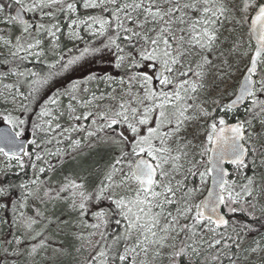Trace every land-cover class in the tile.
<instances>
[{
	"label": "snow or ice",
	"instance_id": "snow-or-ice-1",
	"mask_svg": "<svg viewBox=\"0 0 264 264\" xmlns=\"http://www.w3.org/2000/svg\"><path fill=\"white\" fill-rule=\"evenodd\" d=\"M13 4L17 7L14 15L8 12ZM63 4L64 0H0V23L22 26L21 35L15 38V43L4 40L5 45L15 49L11 51L13 57L25 53V56H19L23 60L27 55H40V52L31 51L41 45L40 39L37 38L34 43L26 45L23 42L26 36H31L33 30L37 34L44 32L54 39H58L57 32L60 30L57 23L50 26L44 23L33 25L25 20L21 13H34L39 10L42 17L52 16L51 12L43 10L60 5L59 10L63 11ZM109 4L112 5L111 9L107 7ZM66 7L69 13L76 12L74 2L67 3ZM83 7H100L105 12L110 11L107 18L87 16L79 20V23L91 29L92 35L107 36L103 48L115 49L118 53L115 67H125L128 76L127 81H116L111 76L103 77L106 81L119 83L122 91L123 85L128 84L126 98L120 96L118 99L116 95L108 97L113 101L118 100L115 108L108 106L104 111L89 110L70 116V119L75 121H87L91 118L94 128L86 129L80 125L64 129L65 132L86 131L88 137H95L107 128L113 134L105 133L101 142L118 149V154L105 170L95 199L111 200L123 218L125 228L123 234L113 241L112 246L101 248L91 260L95 264H137V257L143 253L145 259L141 260L140 264H222L218 248L222 246L228 249L223 255L230 260V264H237V260L232 259L236 254L231 249L232 245L240 247V234L237 232L234 239L232 235L220 231L226 230L230 224L229 219L222 214L221 208L226 207L228 213L246 211V205L254 209L255 204H251L247 198H254L258 187L257 175L264 180V173L258 172L259 168H264V0H242L240 5L233 4L231 7L226 0H84ZM236 12L239 15H236ZM233 20L241 29L245 26L247 28V49H243L245 33L236 35V27L224 29V24ZM77 23L78 20L73 19L69 27ZM93 25H99L98 29ZM222 30L228 33L223 39ZM70 36L82 38L75 31H71ZM125 46L134 49V52H125ZM248 49H251L252 54L238 86L233 90L234 98L223 104L220 110L231 113L238 111L239 105L245 104V112L251 115L252 119L247 116L243 119L237 117L235 123L229 124L223 116L219 117L218 121L213 118L204 130L205 139L199 140V128L189 133L185 123L192 119L187 115L193 107L188 101L194 100L195 94L205 88L206 74L216 67L215 60H219L221 56L226 57L220 60V64L235 67L229 64L227 57L237 52H240L242 57H247ZM99 51L100 48L85 47L81 56L70 59L64 68L81 59L84 53ZM193 58L196 60L195 69L192 67ZM148 68L154 71L149 74L146 71ZM190 73L195 79L189 76ZM222 74L228 75L226 72ZM95 78L89 77L90 80ZM154 80L158 81V88L154 86ZM33 83H46V79ZM75 87L74 85L73 91ZM133 88L138 90L134 92ZM72 99L75 100L76 97L73 96ZM96 99L98 98L93 94L92 99L83 103L90 106ZM50 102L57 103L55 99ZM203 103H208V100L205 99ZM212 103L219 106L220 102L213 99ZM196 107L204 116L213 115L199 105ZM68 108L71 113L76 112L71 103ZM40 116L49 117L52 112L42 108ZM256 118H259L260 131L253 127V119ZM52 119L56 117L52 116ZM3 121L8 127L0 130V154L17 160L23 168V157L30 155L21 140L26 121L10 113L3 116ZM97 121L103 123L97 124ZM153 122L154 126H151ZM47 123L51 126L52 121ZM117 126L126 127L131 138L125 135L124 131L115 135ZM40 127L39 124L33 125L34 134L35 129ZM56 127L59 128L60 125L57 124ZM142 127L146 128L143 133ZM165 128L167 130L162 131ZM181 132L184 133L183 136ZM189 134L192 135V140L187 141L183 147L178 144L176 154L173 155L167 141L173 138L183 140ZM32 143L35 144L36 141L33 140ZM80 143V140L72 141L73 148L78 147ZM189 145L194 149L199 148L198 155L201 160H196L194 154L192 167L186 170L182 180L173 184L175 177L170 173L179 172L183 168L180 161L182 157L188 156V152L183 148ZM204 157H207L206 161L203 160ZM41 159V155L36 153V160ZM225 163L233 165L237 174L244 175L246 182L241 185V191H236V182L227 178L230 173L224 167ZM166 165H171L170 170L166 169ZM201 166L203 170H200ZM32 167L35 168L36 165L33 163ZM249 168L253 172L251 176L243 173V170ZM39 171L43 173L45 169L41 167ZM189 176H198L199 185L188 186ZM209 178L211 185L207 188V194L197 200ZM38 183V180L32 181L34 185ZM20 187L26 188L27 185L22 184ZM68 188L74 190L73 197L77 195L75 190H78L80 202L77 205L73 199V207H78L81 215H84L87 211L86 202L93 199L92 194H86L84 184L75 180H69L60 191ZM117 189H123V194L117 192ZM261 191L264 192V187ZM106 193L110 195L106 196ZM5 194L7 189L0 187V195ZM242 200L244 203H240ZM106 215L103 210L93 213L98 223L92 224L91 227L99 228L101 223H107ZM35 223V220L29 219L27 227L31 228ZM119 223L117 220V224ZM207 234H211L209 239H205ZM101 236L103 238V234ZM120 240L125 242L122 252L115 247ZM128 241H132L130 246ZM17 243L20 241L17 240ZM44 246V241L38 246L33 245L29 254L37 253L38 247ZM208 250L215 252L201 260ZM257 250L251 249L253 253ZM260 251L264 253V249ZM260 264H264V255L260 257Z\"/></svg>",
	"mask_w": 264,
	"mask_h": 264
},
{
	"label": "rangeland",
	"instance_id": "rangeland-1",
	"mask_svg": "<svg viewBox=\"0 0 264 264\" xmlns=\"http://www.w3.org/2000/svg\"><path fill=\"white\" fill-rule=\"evenodd\" d=\"M9 0H5V2H8ZM229 7H231L233 4L240 5L242 3V0H226ZM84 0L82 1L81 7L76 6V12L75 13H69L67 10V7L64 8L63 11H60L56 13V15L52 16H44L45 19L41 20L39 16H37L33 12H26L28 17L33 16L34 21L31 20V24L35 25L37 23H44L46 26H50L52 23H57L59 25V31L57 32L58 39H54L51 36H48L46 33L41 32L39 34V38L36 37L35 39H40L42 41L41 45L37 48L32 49L31 51L33 53L40 52L39 56L36 55H27V58L34 59L35 62L38 63H45L49 66L53 67L54 69H59L53 73L52 71L49 73V79L47 78L46 83L41 84H35V86L32 84V82L36 81L37 79L34 78V75H32L31 71L24 72V75H20L16 72H11L12 67L8 72L2 71L0 72V124H5L3 121V116L7 114H11L15 117H19L20 119H24L26 121L24 127V134L28 133L31 126L33 125L35 121V118H33L32 113H36L37 110H40L42 108H47L49 111L52 112V116L56 117V119H52V116L49 117H43L44 120H42L41 129H47V131L54 137L58 138L60 140L66 139L68 140L67 143L70 145L68 149L63 148H56L54 150L52 157L50 158V161L52 164H46L44 166L45 172L47 169V172H53L59 167H62V165L66 164L69 160L73 159L75 156L79 155L78 151H85L89 149H96L98 147H110L112 148V152H114L115 155L118 154V149L110 144H104L101 142V138L105 136V133H109L112 135L111 130L105 128L104 132H101L98 134V136L95 137H88L86 131H70L65 132L64 129H71L73 126L79 127L80 125H83L84 128H94L95 126L91 124V118L89 120H81V121H75L71 120L70 116L74 114H81L86 111H104L108 106H111L113 108L116 107L117 101H113L109 99L108 97L110 95H116L119 99L120 96H125L128 89V84L125 83L123 85V91L121 90V85L119 83H112L110 81H106L103 79L105 76H111L116 81H119L120 79H124L127 81L128 78L119 76L118 78H115V76L112 73V66L115 65L116 62V54L111 53V50L103 48L104 42L102 41V37L100 35H92V30L88 29L86 25L80 24L79 20L85 19L86 13L97 11V12H104L103 8H84L83 7ZM109 9L112 8V5H107ZM17 7L13 5L11 9H8V12L11 11V14H13V11ZM110 13V11L108 12ZM236 15H239L238 12L235 13ZM73 19L78 20V23L76 25H72L70 28L69 25L71 24V21ZM4 24V23H0ZM12 25V24H5ZM94 28L98 29L99 25H93ZM232 27H236L237 32L236 35H239L241 32L244 34V42H243V49H247V41L248 36L246 35L247 28L245 26L244 29H241L238 25L235 24V21L233 20L231 23H225L224 29H230ZM75 31L78 32L81 39H76L74 37L70 36V32ZM37 34V33H36ZM228 33L226 31L222 30V36L221 39H223L225 36H227ZM0 48L3 51V55H11V51H15V49H10L9 45L4 44V40H10L12 43V39H8L4 36L0 35ZM35 41L30 42L29 38H25L24 43L25 45L27 43H34ZM87 42H91L90 44H87ZM66 43V44H65ZM65 45V47L63 46ZM71 45H79V51L73 52L70 51ZM85 47L91 48H100L101 51L99 52H88L84 53L81 59L76 61L75 63L69 65L66 69L64 68V65H66L68 62L67 60L73 59L74 57L81 56V53L83 52V49ZM225 49H227V44L224 45ZM252 48L254 49V44L252 42ZM196 49H194L195 51ZM24 56L26 55L23 53ZM71 54V56H70ZM252 52L251 49H248V56L242 57V54L240 52L233 53L231 56L227 57L229 60V64L235 67L230 66H224L220 64V60L225 59L226 57H219V60H215L214 63L216 64L215 68H212L210 72H207L205 77V88L200 90L198 93L195 94L194 100H189L188 103L192 104L193 107L188 111L187 115L191 117L192 119L189 121H186V125H188V132L192 133L195 128H199V140L205 139V128L208 124L212 122V116H204L199 108L196 107V105H199L202 108L207 109L209 112H212L213 114L215 111L220 109L223 104L228 103L230 99L233 98V90L238 86V81L243 75V72L245 70V65L247 64L248 60L250 59ZM215 55H218V53H215ZM12 56V55H11ZM211 58V56H210ZM194 59V58H193ZM65 62L63 65L59 64L60 62ZM193 69L196 67V60L194 59V62L192 64ZM264 67V66H262ZM124 67H121V70ZM149 74H151L154 70L151 68L146 69ZM228 73L227 76L223 75L222 73ZM90 76L96 77L95 79H89ZM189 76L192 79H195L194 76L190 73ZM100 81L102 84H100ZM75 87V91H73V86ZM154 86L157 88L159 87L158 81L154 80ZM34 88H37V92L33 94ZM115 90V91H114ZM137 88H133V91H137ZM56 93L58 94L57 103L52 104L50 101L54 99V96H56ZM93 94L98 98L93 101L92 105L85 106L84 101L92 99ZM75 96L76 99L73 100L72 97ZM32 99L36 102L37 107L34 105L32 106ZM207 99L208 103H203V101ZM213 99L219 100V106L217 104L212 103ZM72 104V106L76 109L75 113H71L69 111L68 105ZM27 109L29 111L27 112ZM245 112V108L243 109ZM61 113H64L63 115H60ZM225 112L221 111L217 114L218 118L223 116ZM233 114V113H229ZM22 116V117H21ZM41 118V117H40ZM46 118V119H45ZM51 120V126L47 123V121ZM41 123V121H40ZM103 123L102 121H97V124ZM59 124L60 127L57 128L56 125ZM151 126H154V122ZM253 127L256 131L261 130V126L259 124V120L257 122L253 123ZM61 130V132H60ZM167 129H162V131H166ZM120 131H124L125 135H128L129 138H131L130 133L127 131L126 127L120 128L119 126L116 127L115 135H118ZM146 128L142 127L141 132H145ZM184 133L181 132V136H183ZM74 140H80L81 143L78 147L75 149L72 146V141ZM192 140V135L189 134L185 139L183 140H177L176 138L169 139L167 141V146L172 148L173 152L172 154L175 155L177 151L178 144L180 147H183L187 141ZM195 143H198V141H194ZM60 149L62 151L58 152L57 150ZM184 151L188 152V156L182 157L180 163L183 165V168L179 172H171L170 174L175 177L173 180V184H175L176 181H180L183 179V176L186 172V170L190 167H192L191 160L193 155L195 154L196 160H201V157L198 155L199 148H192L191 145H189L186 148H183ZM27 156L23 157V160H25ZM203 160H207V157H204ZM167 170H170L171 165L165 166ZM24 168V166H23ZM12 169H22L17 160L10 159L8 157H5L4 155L0 154V172L10 171ZM200 170H203V167H200ZM53 175H49L46 173L44 177H38L36 180H38V184H40L42 193L39 196L31 197L37 200L43 199V188L52 189L47 192V197L43 200V203L46 204L47 202H54L59 205V203H67L68 206H72L73 210L76 211V214L73 215L74 219H77L79 217L80 224L84 225V228L91 231L92 233H95V235H91L92 239H96L98 241L103 240L102 247L104 248L106 246H111L112 238H109L111 235L108 233L109 229H112V231H115L117 229L115 224H111L110 221L116 220L115 214H113L114 217H112V213L114 211H109L108 206H112L115 208V205L112 203L111 200L107 198H102L101 200L97 201L95 199L96 192H92L88 190L89 192L85 191L86 194H92L93 199L86 202L87 211L84 215H81V212L78 207H73V199H75L77 205L80 202V197L77 191V195L73 197V189L68 188L65 191H60L61 188H63L66 184H68L69 180H75L78 183H81L80 179L74 178L69 173L62 172L61 177H59V180L57 178V181H49L50 178ZM235 176H237V173H234V177L230 180H235ZM119 179V177H117ZM210 183V178L208 181V184L204 186V191L201 192L197 200L202 199L203 196L207 192V188ZM32 184V183H31ZM37 184V185H38ZM84 184V183H83ZM188 186L193 185H199V177H191L189 176L187 181ZM37 185H34L37 186ZM132 187L134 188L135 185L133 184ZM236 191H241V188L239 186H236ZM117 192H120L123 194V189H117ZM6 195V194H5ZM4 195V196H5ZM110 195V193L105 194ZM5 198L3 195H0V226L3 224L1 220V212L4 209V207L7 205L8 207H12L13 202L12 200L8 202V204L5 203ZM46 200V202H44ZM258 199L255 200V203H258ZM243 201V200H242ZM240 201V203L242 202ZM39 207V206H38ZM257 210L256 212L258 214L263 215L264 214V205L258 204L256 206ZM44 208L38 209L34 208L33 212L31 214V217H28L27 220H25V223L29 221V219H33L36 221L35 224L31 226L29 231L37 230L38 232H22L20 235L17 236L15 247L11 248L10 250L4 252L1 251L2 254H6L8 261H11L12 264H17V262L25 260V262H30L33 264H43L47 263L50 260V258L47 256V254H44V247H38L37 253L35 254H29L31 251V248L33 245H40L41 241L45 240L44 238L51 235L52 232L47 231L44 232V230L47 228V226L51 223L50 216L43 215ZM105 211L107 213L105 219L107 223H101L99 228H92V224L98 223V220L93 216V213L99 212V211ZM120 216V215H119ZM121 217V216H120ZM113 222V221H112ZM71 225V229L74 227L75 232L78 229L77 225L73 226ZM27 226V225H26ZM232 228H235L234 225H232ZM46 231V230H45ZM53 232H58L57 226L52 230ZM232 231H228L226 235H229ZM39 233V235H37ZM115 233V232H113ZM103 234V238L101 236ZM83 237V243L80 245L82 249H84L87 252H93L95 245L92 243H89L88 239L86 240V235L84 233H81ZM211 234L205 235V239H209ZM29 236H32L29 238ZM55 235L53 234L52 238ZM27 237V244H24V240ZM33 237L38 238L42 237L40 239H33ZM116 237V236H114ZM17 240L20 241V243H17ZM35 240V241H33ZM33 241V242H31ZM76 242V241H75ZM132 241H128L129 246L131 245ZM100 244V246H101ZM125 245V244H124ZM124 245L122 247L121 252L123 251ZM79 245L76 243V247ZM259 246V247H258ZM206 248V245H204ZM100 248V249H101ZM220 253L222 254L226 249H224L222 246H218ZM257 248V252L253 253L251 249ZM260 249H264V235L263 232L258 231L255 233V240L253 241L251 238L248 239V243L243 244L240 246L238 254L234 256V259L238 260L237 264H248V262H251V264H260V257L264 255L260 251ZM99 251V246L97 245L96 254ZM215 250H208L204 253V255L201 257V260L204 259L205 256H209L210 254L214 253ZM84 253V252H82ZM95 254V255H96ZM93 254V256H95ZM238 257V259H237ZM145 257L143 253L140 254V256L137 257V264H140L141 260H144Z\"/></svg>",
	"mask_w": 264,
	"mask_h": 264
},
{
	"label": "trees",
	"instance_id": "trees-1",
	"mask_svg": "<svg viewBox=\"0 0 264 264\" xmlns=\"http://www.w3.org/2000/svg\"><path fill=\"white\" fill-rule=\"evenodd\" d=\"M83 0H64L63 8H66L67 3L74 2L76 6L81 7ZM8 2H11L9 0ZM14 5V4H13ZM60 5H54L50 8H45L44 12H51L52 15H56V13L59 12ZM11 13V11L9 12ZM37 16L41 18V20H44L45 17L41 16V12L38 10L34 12ZM86 16H104L109 17L110 13L108 12H97L92 11L89 13H86ZM34 16H29V19L31 22L34 21ZM35 22V21H34ZM21 27L18 24L15 25H5L0 24V35L4 36L8 39H12L15 43V38L17 36L21 35ZM39 38V34H36V32L33 30L31 36H26L25 38H29L30 42L35 41V38ZM24 38V40H25ZM102 41L104 43L107 42V36H103ZM23 40V42H24ZM91 42H87V44H90ZM66 44V43H65ZM65 47V45H63ZM70 51L78 52L79 51V45H71ZM132 51L134 52V49H131L127 46H125V52ZM111 53L118 55V53L115 51V49H111ZM19 56H24L23 53H20ZM19 56L13 57L11 55H3V51L0 48V72L6 71L8 72L10 68L12 67L11 72L16 73H24L31 71L32 73H36L34 76L37 80H44L47 78L49 79V73L52 71L53 73L57 72L59 69H54L53 67L49 66L45 63H38L35 62L34 59L26 58V59H20ZM71 56V54H70ZM71 59V57H69ZM67 60L66 62H68ZM65 63V62H64ZM62 61L59 63L61 65L64 64ZM112 73L115 76V78H118L119 76L126 77V69L125 67L121 70V68H116L115 65L112 66ZM36 80V81H37ZM32 84L35 86V83L32 82ZM100 84L102 82L100 81ZM37 92V88H34L33 94ZM58 94L56 93V96H54V99L57 100ZM32 99V106H36V102ZM245 108V107H244ZM29 109H27V112ZM40 110H37L36 113H32L33 118H35L34 124H39L41 126L42 118L40 116ZM220 112V109L215 111V113L212 116L213 118H218L217 114ZM245 116H247L249 119H252L251 115L244 112L243 110H238L233 114L224 113L223 117L226 120L227 123L229 122H235L237 117L243 119ZM22 117V116H21ZM41 117V118H40ZM47 118V117H46ZM45 118V119H46ZM259 118L253 119V123L257 122ZM41 121V123H40ZM45 121V120H44ZM33 125L31 126L28 134L32 135V140L28 144L27 152L30 153L29 156H27L24 160V168L22 169H12L10 171L0 172V187L7 189V194L3 197L5 198V203L8 204L9 201L12 200L13 205L12 207H8L7 205L2 210L1 214V220L3 224L0 226V264H12L11 261H8V258L6 254H2L1 251L4 252L10 250L11 248L15 247L17 236L20 235L22 232H38L37 230L29 231L30 229L27 228V224L25 223V220L28 219V217H31V214L33 212V209L36 207L39 210L44 208L43 215L50 216L51 223L47 226V228L44 230V232L47 233V231L52 232L50 236L44 238L45 240V251L47 256L50 258L51 261L48 262V264H85L87 261L88 264H95L94 261L91 260V257L93 254H96L97 245L99 246V250L102 247V242L98 241L96 239H92L91 234L92 232L85 229L84 225L80 224L79 217L77 219L73 218V215L76 214V211H72V206H68L67 203H57L54 202H47L46 204L43 203V200L47 197L45 195L46 192L52 190L43 188V199L37 200L31 197L40 196L41 195V186L38 184L34 187V184H31L33 180H36L38 177H44L46 173L49 175H53L54 178H57L59 180V177H61L62 172L71 174L74 178L80 179L81 183H84V190L89 192L88 190L92 192H96L100 186V182L104 179V173L107 169V166L112 163V161L115 158L114 152H112V148L110 147H98L96 149H89L85 151H78L79 155L75 156L73 159L69 160L66 164L62 165V167H59L53 172H46L44 171L41 173L39 169L41 167L44 168L46 164H52L50 161L51 155L53 154L54 150L56 148H63L68 149L69 144L67 143L68 140L63 139L60 140L57 137L54 138L48 131L34 129ZM61 132V130H60ZM35 140L36 143L33 144L32 141ZM36 153H39L42 157L41 160H36ZM35 164L36 167L33 168L32 164ZM259 160H257V164L259 165ZM230 176L229 180H231L234 177V167H230ZM258 172L264 173V168H259ZM243 173L247 176L253 175V172L251 168L243 170ZM53 176L50 178L51 181H57V179H53ZM257 189L254 192V198L249 197L247 198L251 204H255V208H251L250 206L246 205L247 208L246 211L243 212H236V213H228V210L226 207H224L225 215L229 218L230 224L226 230L221 229L220 231H225V234L228 231H232L229 235H232L235 239L236 233L238 232L240 234V246H242L245 243H248V239L251 238L253 241L255 240V233L258 231L263 232L264 235V214H258L256 212L257 208L256 206L259 204L264 205V192L261 191V188L264 187V180L261 179L259 175H257ZM236 186H239L241 188V185L246 182L244 179V175L237 174L235 176ZM27 185L26 188L20 187V185ZM88 189V190H87ZM31 193V194H29ZM258 199V203H255V200ZM46 202V200L44 201ZM241 203H244L242 201ZM39 206V207H38ZM239 205H237L238 207ZM109 211H114L113 214L116 216V220L110 221L111 224H115L117 229L115 231H112V229L108 230V233L111 235L109 238H112L111 246L113 244V241L116 239L117 236H121L123 234L124 228H125V222L122 217L119 216L118 211L113 208L112 206H108ZM23 214V215H21ZM117 220L120 221L119 224H117ZM73 226L77 225L78 229L75 232V228L73 227L71 229V225ZM232 225L235 227V231H233ZM57 226L58 232H53L52 230ZM115 232V233H113ZM81 233H84L86 235V240L91 241L92 244L95 245L93 252H87L84 249L81 248V244L83 243V239H81L82 235ZM53 234L55 235V238H52ZM116 236V237H114ZM32 236H29V238ZM42 237L34 238L35 240L40 239ZM24 240V244H27V237ZM33 240V241H35ZM31 241V242H33ZM76 241V242H75ZM76 243L79 245L76 247ZM228 243L231 244V241ZM101 244V246H100ZM125 242L123 240H120L119 244L115 247H118L119 250H122L123 245ZM240 248V247H239ZM239 248H236L235 245H232L231 251L234 252L236 255L238 254ZM228 251L226 249L224 252ZM84 252V253H82ZM223 252V253H224ZM223 253L221 254V260L222 264H230V260L226 258ZM234 255V256H236ZM234 256H232V259H234ZM238 262V260H237ZM17 264H33L30 262H25V260L17 262ZM45 264V263H43ZM47 264V263H46ZM219 264V262H218Z\"/></svg>",
	"mask_w": 264,
	"mask_h": 264
},
{
	"label": "water",
	"instance_id": "water-1",
	"mask_svg": "<svg viewBox=\"0 0 264 264\" xmlns=\"http://www.w3.org/2000/svg\"><path fill=\"white\" fill-rule=\"evenodd\" d=\"M16 11H17V8L15 9V11H14V14L16 13ZM21 15H23L24 16V18H25V20H27L28 21V18H27V16H26V14H25V12H22L21 13ZM254 42V41H253ZM255 43V42H254ZM243 106H245V104H241V105H239L238 106V110H240V109H242V107ZM234 111H236V110H234ZM235 123V122H234ZM229 124H231V123H229ZM8 126L7 125H0V130H3V129H5V128H7ZM21 140H22V142H23V147H24V149L27 151V145H28V142L31 140V135L30 134H26L23 138H21ZM21 155H23V154H21ZM234 167L233 165H231V164H228V163H225L224 164V167L228 170V172L230 173V171H229V167ZM229 177V176H228ZM227 177V178H228ZM210 185H211V178H210V184H209V187H210ZM206 194H207V192H206ZM205 194V195H206ZM204 195V196H205ZM223 208L224 207H222L221 208V212H222V214H224V212H223ZM225 217H226V215H225ZM227 218V217H226ZM228 219V218H227Z\"/></svg>",
	"mask_w": 264,
	"mask_h": 264
},
{
	"label": "bare ground",
	"instance_id": "bare-ground-1",
	"mask_svg": "<svg viewBox=\"0 0 264 264\" xmlns=\"http://www.w3.org/2000/svg\"><path fill=\"white\" fill-rule=\"evenodd\" d=\"M227 217V216H226ZM228 218V217H227ZM229 219V218H228Z\"/></svg>",
	"mask_w": 264,
	"mask_h": 264
}]
</instances>
